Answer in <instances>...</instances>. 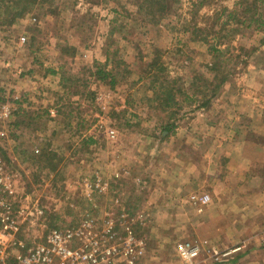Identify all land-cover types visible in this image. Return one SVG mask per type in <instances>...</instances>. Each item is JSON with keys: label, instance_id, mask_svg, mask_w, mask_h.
<instances>
[{"label": "rangeland", "instance_id": "374dc122", "mask_svg": "<svg viewBox=\"0 0 264 264\" xmlns=\"http://www.w3.org/2000/svg\"><path fill=\"white\" fill-rule=\"evenodd\" d=\"M142 1L0 0V193L27 244L82 229L132 248L135 264H185L188 242L229 245L211 235L213 167L228 164L215 149L234 117L260 114L264 36L220 16L235 0H166L156 23ZM96 63L112 87L91 76ZM254 136L233 153L261 156Z\"/></svg>", "mask_w": 264, "mask_h": 264}, {"label": "crops", "instance_id": "0c3cea01", "mask_svg": "<svg viewBox=\"0 0 264 264\" xmlns=\"http://www.w3.org/2000/svg\"><path fill=\"white\" fill-rule=\"evenodd\" d=\"M253 101L250 107L260 114L249 117L245 126H240L239 118L234 117L231 121L235 122L234 127L225 129V134L220 133L221 140L230 141L224 144L230 145L223 147V142H220L215 149L216 161H219V156H226L228 164L226 167H213L216 195L211 199L216 215L211 235L229 244L221 251L229 247L241 248L239 256L227 257L225 264H264V99ZM250 134L260 139L258 141L261 142L252 144H256L262 155L246 160L233 151ZM222 240L221 246L225 244ZM197 260L196 264L205 262L201 256Z\"/></svg>", "mask_w": 264, "mask_h": 264}, {"label": "built area", "instance_id": "2783aa9c", "mask_svg": "<svg viewBox=\"0 0 264 264\" xmlns=\"http://www.w3.org/2000/svg\"><path fill=\"white\" fill-rule=\"evenodd\" d=\"M9 110L8 106H3L0 119L9 117ZM5 198L3 193H0V264H135V258L131 255L132 248L125 247L120 250L103 241L98 243L92 237L85 238L84 234L94 235L92 231L82 229H54L44 234L38 243H25L17 238L26 232L19 226L18 220L21 215L12 212ZM190 201L193 204L205 205L210 201V197L206 194L200 197L192 195ZM37 216L38 219L42 214L39 212ZM105 234H110V231H106ZM130 234L129 232L128 235ZM76 239L85 241L76 244ZM201 250H204L208 258L218 262L221 258L239 251L240 247L222 252L206 242L201 244L188 242L179 250V256L185 264H196ZM140 253L135 251L134 254L137 256ZM127 255L131 257L127 258Z\"/></svg>", "mask_w": 264, "mask_h": 264}, {"label": "trees", "instance_id": "16d2710c", "mask_svg": "<svg viewBox=\"0 0 264 264\" xmlns=\"http://www.w3.org/2000/svg\"><path fill=\"white\" fill-rule=\"evenodd\" d=\"M139 8L141 11L147 12L146 15L151 20L150 22L156 23L154 10L158 8L159 11L162 10L163 12L164 9L169 8V4L166 0H143ZM24 11L25 8H22L20 12L15 13L16 18H20L24 14ZM223 13L227 14L226 18L228 21L235 22L236 25L243 26L245 29H252L254 32L264 36V0H235L233 9L228 10L223 8L220 16ZM225 25L227 24L223 23L221 31L225 29ZM210 51L215 55L223 53V50L216 47L211 48ZM154 65L155 63L149 66ZM94 69L95 71L90 73L91 76H94L100 82H105L107 78H111L109 81L110 87L115 84V77L112 72H102V67L97 63L94 64Z\"/></svg>", "mask_w": 264, "mask_h": 264}]
</instances>
